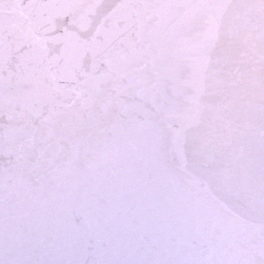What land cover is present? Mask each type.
Masks as SVG:
<instances>
[{
  "label": "water",
  "instance_id": "95a60500",
  "mask_svg": "<svg viewBox=\"0 0 264 264\" xmlns=\"http://www.w3.org/2000/svg\"><path fill=\"white\" fill-rule=\"evenodd\" d=\"M0 264H264V0H0Z\"/></svg>",
  "mask_w": 264,
  "mask_h": 264
}]
</instances>
